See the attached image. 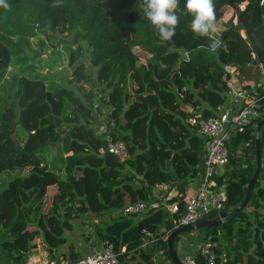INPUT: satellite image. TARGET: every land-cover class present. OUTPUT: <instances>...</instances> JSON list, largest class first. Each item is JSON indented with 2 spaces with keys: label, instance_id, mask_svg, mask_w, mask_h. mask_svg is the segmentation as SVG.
Listing matches in <instances>:
<instances>
[{
  "label": "trees",
  "instance_id": "obj_1",
  "mask_svg": "<svg viewBox=\"0 0 264 264\" xmlns=\"http://www.w3.org/2000/svg\"><path fill=\"white\" fill-rule=\"evenodd\" d=\"M240 1L214 0L216 22L227 7L234 16L223 22L216 34L221 47L212 51L209 38L192 33L185 0L170 42L159 38L136 0H5L8 7L0 6V86L5 83L0 158L17 152L15 141L22 144L26 135L27 151L53 144L41 146L34 158L22 154L0 166V245L13 264H22L35 250L36 238L52 256L73 220L147 201L161 182L174 191L168 202H178L179 214L188 181L201 169L205 142L186 119L214 116L226 102L230 75L248 82L241 86L244 99L255 100L260 116L227 143L230 171L213 177L226 189L220 212L227 219L205 228L200 242L208 238L212 244L213 264H264L261 164L248 201L233 211L254 170V125L264 118V4L245 0L237 11ZM34 37L36 47L49 50L45 70L63 65L60 56L66 55L69 87L53 82L57 72L34 70L33 61L40 60L32 55ZM7 69L10 77L4 80ZM258 139L260 158L264 126ZM108 140L124 142L123 162L107 152ZM170 219L162 208L146 210L112 217L94 231L100 243L112 246L118 264H151L157 250L171 264L165 251ZM142 230L155 241L141 246ZM66 257L75 259L72 253ZM195 259L204 264V256L197 253Z\"/></svg>",
  "mask_w": 264,
  "mask_h": 264
},
{
  "label": "built area",
  "instance_id": "obj_2",
  "mask_svg": "<svg viewBox=\"0 0 264 264\" xmlns=\"http://www.w3.org/2000/svg\"><path fill=\"white\" fill-rule=\"evenodd\" d=\"M245 4V0L238 2L236 10H243ZM258 4L263 5L264 0H258ZM216 110V114L212 117L202 118L199 114H194L186 119L187 125L193 127L196 133L205 139V142L202 147L201 169L195 175L197 176L196 188L191 193L185 188L182 211L177 214L179 208L177 201L168 202L172 189L167 182H161L152 187L149 200L127 202L118 211L120 215H139L146 210L162 208L169 213L173 230L179 226L209 218L211 212H216V216L219 214L223 207L226 189L223 185H218L213 177L230 171L226 147L230 137L243 131L251 120L260 116V112L254 99H244L243 103H227L222 108L217 107ZM106 150L119 162H123L128 155L127 148L121 140H108ZM261 162V168L264 170V144L261 148L260 164ZM142 232L146 240L141 246L155 241L151 233L144 230ZM211 251L212 244L207 238L204 243L199 242L195 254L184 252L179 256L176 255L180 264H197L195 259L197 253L205 257L204 264H213ZM157 252L160 253L159 250ZM116 256L112 246L105 241L91 248L87 254L75 259H69L60 254L50 256L44 249L33 250L26 255L22 264H118ZM154 262L155 259H152L151 264H155Z\"/></svg>",
  "mask_w": 264,
  "mask_h": 264
},
{
  "label": "crops",
  "instance_id": "obj_3",
  "mask_svg": "<svg viewBox=\"0 0 264 264\" xmlns=\"http://www.w3.org/2000/svg\"><path fill=\"white\" fill-rule=\"evenodd\" d=\"M231 16H234V12L231 7H227L224 11V14L220 20L216 22L217 24V33L219 34L223 30V22L229 19ZM232 22H235L233 17ZM241 37H244L242 31L239 32ZM47 53H45L46 55ZM62 65H58L59 68ZM231 74V71H230ZM260 82L264 83V73L260 77ZM228 90L226 93V102L227 103H240L244 99V90H241L243 84H248V82H243L240 84L233 75L229 76V81H227ZM197 176L191 178L188 181L186 186V191L191 193L196 188ZM174 195V191L171 190L170 197ZM120 214L116 210L104 211L100 215H95L92 213H86L82 217H78L72 221V227L69 230H64L63 235L65 241L53 252L52 255H63L66 256L70 253L75 255V258L83 256L89 252L94 246L100 245L99 240L95 235V229L101 227L105 222L110 220V218L119 216ZM203 234V230L191 231L182 235H179L174 242V248L176 254L187 252L195 254L197 246L200 242V237ZM35 250L44 249V246L40 238L35 239ZM155 253L152 259H155V264H168L165 256L162 254L161 250ZM0 264H13L9 255L3 250L0 245Z\"/></svg>",
  "mask_w": 264,
  "mask_h": 264
},
{
  "label": "clouds",
  "instance_id": "obj_4",
  "mask_svg": "<svg viewBox=\"0 0 264 264\" xmlns=\"http://www.w3.org/2000/svg\"><path fill=\"white\" fill-rule=\"evenodd\" d=\"M136 3L143 17L155 28L159 38L167 42L172 41L179 26L177 9L180 7V0H136ZM0 6L8 7L5 0H0ZM184 8L192 16V33L209 38V48L212 51L221 47V41L216 35L214 0H185ZM180 51H183L185 57L189 56L187 51Z\"/></svg>",
  "mask_w": 264,
  "mask_h": 264
},
{
  "label": "water",
  "instance_id": "obj_5",
  "mask_svg": "<svg viewBox=\"0 0 264 264\" xmlns=\"http://www.w3.org/2000/svg\"><path fill=\"white\" fill-rule=\"evenodd\" d=\"M55 35H57V33ZM35 56L40 58L38 71L44 72V70H45L44 63L46 62V55L44 54V52L42 51L40 46L37 48V52L35 53ZM17 122L18 121H15L14 124L12 125V128L10 129V134L13 133L14 126ZM263 126H264V118L259 119L255 122L254 140H253L254 170H253L252 174L250 175V177L247 181V184L245 186L243 198L241 199V201L239 202L237 207L234 208V210H233L234 212L242 209L245 206L246 202L249 199V195H250V192L252 190L256 176L258 174L259 165H260V158H259L260 143H259V139H258V134H259L260 129ZM27 136L28 135H26V139H27ZM26 139L24 140V142L22 144H18V142L15 141V145L17 147V152L10 153L4 158H0V166L3 164H8L12 159H19L22 154H26V155L34 158L35 153L39 151L41 146H46V145L50 144V148L53 147L52 143H49L48 141H46L42 144H39L36 149H34L32 151H27L26 150ZM226 219H227L226 218V212H219V214L215 217L202 219V220H199V221H196V222L190 223L188 225H184V226H179V227L173 229L171 232H169L165 238V251L167 253L168 259L171 262V264H180L178 257L176 255V252H175L174 245H173V241L176 237H178L179 235L191 232V231L203 230L205 228L214 227V226L226 221Z\"/></svg>",
  "mask_w": 264,
  "mask_h": 264
},
{
  "label": "rangeland",
  "instance_id": "obj_6",
  "mask_svg": "<svg viewBox=\"0 0 264 264\" xmlns=\"http://www.w3.org/2000/svg\"><path fill=\"white\" fill-rule=\"evenodd\" d=\"M59 35V34H58ZM57 35V36H58ZM38 40V38H36V37H34L31 41V45H32V47L33 48H35L36 49V51L32 54V55H35V53L37 52V48H38V46L36 47V41ZM46 42V44H48V42L47 41H45ZM52 42H53V40H52ZM82 43H84V42H82ZM81 43V44H82ZM85 44V43H84ZM61 47H63V45H59V48H58V50H60V49H63V48H61ZM45 51V53H47L46 54V56H48V58H50V56H49V50H47V49H45L44 50ZM44 53V54H45ZM37 57V56H36ZM39 58V57H38ZM60 59H61V61L63 62V65L62 66H60L59 68H57L55 65H51V67L49 68V67H47V65H46V68H48V70L46 71V70H44V72H46V73H51V74H53V73H58L59 74V76H57V77H55L54 78V81L53 82H55L56 84H58V85H60V86H62V87H69V85H68V82L66 81V78L68 77V74H69V72H70V68H68L67 67V64H66V55L64 56V54L63 55H61L60 56ZM52 60V59H51ZM39 62H40V60L39 61H37V59H35L34 61H33V65L36 67V69H34L35 71L37 70L38 71V69H37V63L39 64ZM58 62L56 61V64H57ZM10 72H11V69H7L4 73H3V75H2V79H4V80H6V79H8V77H10ZM40 73V72H39ZM48 73V74H49ZM41 74H43V72H41ZM4 84L5 83H3L1 86H0V95H2L3 94V92L1 91V88L4 86ZM45 155H47V154H45ZM50 154H48V156H49ZM241 163V162H240ZM261 165H262V162H261ZM240 166H241V164H240ZM204 230V229H203ZM204 232V231H203ZM202 234V233H201Z\"/></svg>",
  "mask_w": 264,
  "mask_h": 264
}]
</instances>
